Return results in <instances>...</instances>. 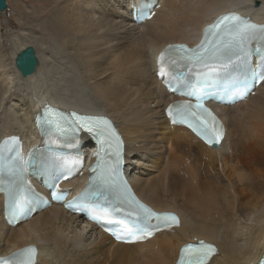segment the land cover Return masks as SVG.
Here are the masks:
<instances>
[{"label": "bare ground", "instance_id": "1", "mask_svg": "<svg viewBox=\"0 0 264 264\" xmlns=\"http://www.w3.org/2000/svg\"><path fill=\"white\" fill-rule=\"evenodd\" d=\"M134 1H40L31 12L17 2L20 34L7 38L4 11L0 144L15 134L26 151L40 148L36 125L45 105L66 114L104 113L125 143V170L135 192L157 210L177 212L180 226L175 233L123 244L53 206L15 228L2 224L0 252L34 246L36 264H175L185 243L205 239L217 246L208 264H257L264 255V82L245 101L220 107L226 136L213 148L189 129L169 124L165 109L175 97L161 85L157 69L169 46L197 44L206 25L223 13L236 11L264 26V0H160L155 16L141 26L130 17ZM28 46L38 63L24 75L15 60ZM83 150L96 154L89 140ZM117 175L127 182L123 164ZM3 203L0 195V212Z\"/></svg>", "mask_w": 264, "mask_h": 264}, {"label": "snow or ice", "instance_id": "2", "mask_svg": "<svg viewBox=\"0 0 264 264\" xmlns=\"http://www.w3.org/2000/svg\"><path fill=\"white\" fill-rule=\"evenodd\" d=\"M211 35L212 39H205L194 49H189L184 45L169 46V49L161 53L160 60L164 61L168 53L178 54L179 62L182 66H187L188 71L192 69H201L196 76L195 83H188L190 90L181 94L194 97L195 104L184 103L172 105L168 109L169 117L172 122L186 124L197 135L201 136L209 144H218L223 136L222 126L219 125L212 113L204 107L203 101L210 98L207 89L212 88L218 83H228L237 85L239 76L244 73L248 63V58L252 55L253 49L250 44L252 41H264V26H260L246 20L236 14L229 13L220 17L214 24L206 29V37ZM264 51L261 47L255 49L256 53ZM173 63H177L173 60ZM160 75H165V70L161 67ZM184 73H180L178 79H183ZM255 78L264 80V71H261ZM247 86L245 85V89ZM247 90L241 93L246 95ZM42 127L49 134L59 135L68 138L70 135L84 129L89 133H95L102 139H115L116 151L115 159L104 161L93 169L96 172L99 169L98 179L102 189L122 188L127 192L126 182L119 180L117 175V166L122 160L121 142L111 124L106 119L98 117L81 116L76 113L66 114L56 109L47 108L41 118ZM18 144L16 138L5 141L0 145V175L7 173L9 176L21 178L24 171L32 163L31 159L25 161L17 151L14 156L6 155V152L13 151L9 145ZM61 193H53L54 198L59 199ZM130 203L137 206L140 211H134L130 215L134 219H122L119 216L105 212L103 216H94L91 219L97 222H103L105 225H116L122 229L131 241L144 240L150 237L154 231H158L160 225L147 226L139 222L141 216L150 218L156 215L165 227L172 224H178L179 220L172 214H153L144 205L127 198ZM25 188L18 182L10 191L9 210L13 216H23L31 203ZM107 230V229H106ZM122 237L118 234L117 239ZM184 253L189 258L186 264H205V261L215 253L212 245H206L200 242L199 246H189L184 249ZM35 248L23 249L14 253L11 257L0 259V264H34Z\"/></svg>", "mask_w": 264, "mask_h": 264}, {"label": "rangeland", "instance_id": "3", "mask_svg": "<svg viewBox=\"0 0 264 264\" xmlns=\"http://www.w3.org/2000/svg\"><path fill=\"white\" fill-rule=\"evenodd\" d=\"M7 1L9 2V8L6 11V15H7V17H9L10 23L8 24V27H6L8 30V33H6V35L4 33L5 38L10 37V36H14L15 34H20L21 25H20L18 19L16 18V15L18 13L16 5H18V3H20L21 5L23 4L25 7L28 6L27 8L30 12H31V10L36 11V8L41 5L40 1H41V3L44 2L45 4H47L49 6L52 5V4H50V0H44V1H42V0H23V1L22 0H7ZM0 19H1V21H0L1 26L0 27L2 30H4L5 29V25H4L5 17L0 15ZM8 52H10V50H8Z\"/></svg>", "mask_w": 264, "mask_h": 264}, {"label": "water", "instance_id": "4", "mask_svg": "<svg viewBox=\"0 0 264 264\" xmlns=\"http://www.w3.org/2000/svg\"><path fill=\"white\" fill-rule=\"evenodd\" d=\"M256 4H258V2H255V5ZM7 9V0H0V15H2ZM15 63L21 73H23L24 75L30 74L38 63V57L35 48H33L32 46L26 47L19 54H17Z\"/></svg>", "mask_w": 264, "mask_h": 264}]
</instances>
